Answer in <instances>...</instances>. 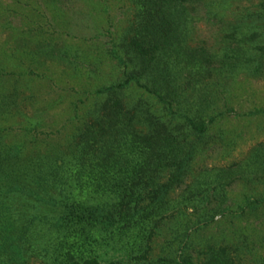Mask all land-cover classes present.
Listing matches in <instances>:
<instances>
[{"label":"trees","instance_id":"obj_1","mask_svg":"<svg viewBox=\"0 0 264 264\" xmlns=\"http://www.w3.org/2000/svg\"><path fill=\"white\" fill-rule=\"evenodd\" d=\"M130 1L133 17L122 53L135 66L128 73L122 69V79L95 88L101 96L83 113L76 131L41 151L24 146V140L0 138V264H25L30 257L42 264L146 261L148 240L170 213L186 207L194 213L208 192L221 201L223 188L236 176L263 177L261 141L238 161L191 173L214 116L200 110L201 104L208 107L202 98L193 110L178 104L181 94L186 99V89L202 85L208 54L178 39L179 13L187 0ZM245 38L241 34L237 42L244 49L236 45L231 56L235 62L224 60L226 72L236 70L239 52L247 57L248 48L258 51L259 60L264 57V43L246 47ZM256 71L249 66V74ZM180 73L187 76L183 85L175 82ZM142 75L149 78L140 81ZM130 79L153 98L134 93L127 102L123 90L125 85L133 89ZM198 212L196 222L209 217L208 210ZM230 251L226 244L207 245L196 260L180 250L148 264H245ZM252 264H264V257Z\"/></svg>","mask_w":264,"mask_h":264},{"label":"rangeland","instance_id":"obj_2","mask_svg":"<svg viewBox=\"0 0 264 264\" xmlns=\"http://www.w3.org/2000/svg\"><path fill=\"white\" fill-rule=\"evenodd\" d=\"M132 17L130 0H0L1 140H24V146L41 151L74 133L83 113L101 96L95 88L122 79V69L128 73L135 66L122 53ZM178 28L182 45L201 47L209 57L202 85L186 89V99L181 94L178 104L193 110L202 98L208 107L201 104L200 110L214 116L192 161L195 174L200 167L238 161L250 146L264 143V57L259 60L258 51L248 48L247 57L239 52L233 73L224 67V60L234 61L236 45L244 49L237 43L241 34L246 47L264 43V0H187ZM250 65L256 66L253 74ZM186 78L180 73L175 82L183 85ZM132 85L123 90L127 102L134 93L152 97L141 85ZM262 176H236L223 188L221 201L208 192L194 213L189 207L168 213L148 240L146 261L119 259L112 264H148L157 256L175 257L180 250L196 260L207 245L224 244L245 264L257 262L264 257ZM200 210H208L209 217L196 222ZM26 259L25 264H42L38 258Z\"/></svg>","mask_w":264,"mask_h":264}]
</instances>
